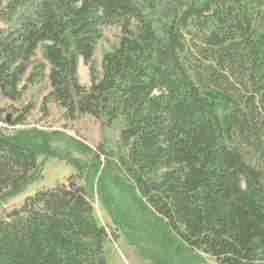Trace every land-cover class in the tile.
I'll return each mask as SVG.
<instances>
[{
    "label": "trees",
    "instance_id": "obj_1",
    "mask_svg": "<svg viewBox=\"0 0 264 264\" xmlns=\"http://www.w3.org/2000/svg\"><path fill=\"white\" fill-rule=\"evenodd\" d=\"M114 22L122 34L99 75L93 56ZM41 44L49 97L70 119H124L123 169L185 245L264 264V0H0L4 97H22ZM47 141L0 128V206L37 180ZM106 238L70 177L0 215V264H107Z\"/></svg>",
    "mask_w": 264,
    "mask_h": 264
},
{
    "label": "rangeland",
    "instance_id": "obj_2",
    "mask_svg": "<svg viewBox=\"0 0 264 264\" xmlns=\"http://www.w3.org/2000/svg\"><path fill=\"white\" fill-rule=\"evenodd\" d=\"M121 34L119 22L104 27L93 56L97 74L102 73L103 57L118 45ZM43 46L22 79L21 86L27 85L22 97L12 100L0 92V128L8 135L40 129L46 133L49 151L38 156L37 180L22 194L4 201L0 215L19 207L38 190L73 177L88 191L96 220L107 230V264H219L210 255L185 245L123 169L121 162L129 153L121 139L123 118L113 122L91 115L70 119L66 109L49 97L50 65L44 59ZM30 75L35 77L33 82H28ZM78 75L82 85L90 86L89 65L83 59L79 60ZM22 115L25 121L13 125L12 121Z\"/></svg>",
    "mask_w": 264,
    "mask_h": 264
}]
</instances>
